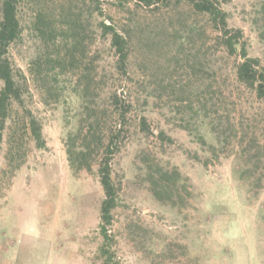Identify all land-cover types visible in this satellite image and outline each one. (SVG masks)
<instances>
[{
  "label": "rangeland",
  "instance_id": "obj_1",
  "mask_svg": "<svg viewBox=\"0 0 264 264\" xmlns=\"http://www.w3.org/2000/svg\"><path fill=\"white\" fill-rule=\"evenodd\" d=\"M258 1L233 0L227 10L231 24L243 28L251 55L260 57L264 65V45L248 23ZM99 4L101 16L92 13L95 0H23V35L10 55L28 75L35 59L57 50L33 26L39 11L54 16L58 29L67 26L70 13L83 11L85 21L92 13L86 44L91 56L98 54L100 71H114L115 58L97 24L104 21L129 34L134 81L128 80L126 86H119L118 78L108 82L117 83L118 93L129 96L133 105L114 162L121 182L120 205L108 227L115 260L120 264H264V150L258 164L262 180L257 181L259 176L245 180L238 167L242 171L257 162L248 163L241 147L235 142L220 145L207 124L199 130H186L180 124L190 113L181 104L190 102L198 109L206 102L208 122L243 123L240 137L246 135L243 131L255 132L264 148V105L237 85L239 59L223 51L207 18L189 7H147L138 0H99ZM194 29L206 35H195ZM32 90V106L43 121L47 148L38 150L32 144L26 164L13 178L6 174L0 180V264H103L99 225L104 192L97 174L98 156L92 173L73 170L66 140L76 130L77 112L64 102L45 106L37 89ZM141 116L148 119L150 138L139 129ZM161 131L172 143L158 139ZM229 134L233 138V132ZM3 156L0 171L5 168ZM153 158L191 179L195 197L187 210L163 205L148 191L144 162Z\"/></svg>",
  "mask_w": 264,
  "mask_h": 264
},
{
  "label": "trees",
  "instance_id": "obj_2",
  "mask_svg": "<svg viewBox=\"0 0 264 264\" xmlns=\"http://www.w3.org/2000/svg\"><path fill=\"white\" fill-rule=\"evenodd\" d=\"M143 6L189 7L196 15L207 18L211 28L217 34L216 43L231 58L239 59L235 64V79L239 87L252 93L256 100L264 105V65L260 57L251 55L250 44L243 28L231 24L232 15L227 6L233 0H138ZM23 0H0V157L3 155L5 168L0 171V180L16 172L27 162L32 144L38 150H45L47 143L43 133V121L33 109V88L37 89L42 103L60 105L63 102L70 110L77 112L76 130L71 131L66 140L67 154L73 170L92 173L97 161V174L104 192L101 204L100 232L104 244L100 249L103 264H120L115 260L113 240L108 235V227L115 220V211L120 205L121 182L114 170L116 156L123 147L127 134L129 114L133 105L129 96L123 97L117 91L119 86H126L134 81L131 75L130 58L132 44L129 34L121 33L113 24L101 21L97 29L106 46L114 53V71H100L96 63L98 54L91 56L86 35L92 26V13L103 15L99 0L87 20L82 18L83 11L70 13L65 28L58 29L56 19L45 12L35 15L33 26L46 42L51 41L57 50L46 54L45 59L37 58L30 65L28 75L17 67L11 58L10 49L21 40L23 27L20 8ZM75 14V15H74ZM249 26L258 41L264 45V0L252 6ZM195 35L206 33L194 29ZM112 78V79H111ZM183 92V91H182ZM197 109L190 102H184L190 113L181 119V126L192 130L209 125L217 136L220 145L241 147L248 163H257L247 169L238 167L240 176L245 180L259 176V165L264 148L255 132L247 133L243 123L228 121L225 126L213 120L207 121L206 102H201ZM175 105H168L172 109ZM175 112H179L177 109ZM199 112V113H198ZM244 119V118H242ZM241 122V121H240ZM183 124V125H182ZM139 129L150 138L151 128L147 117L139 118ZM229 131L233 132L229 134ZM202 143L204 137L197 131ZM242 138V140H241ZM158 139L163 144L172 143V138L164 131ZM240 140V141H239ZM145 180L151 195L161 204L183 212L189 208L195 197L191 179L182 171L173 167L166 168L162 161L152 159L144 162ZM208 166V163H205ZM8 170V171H7ZM3 180V179H2ZM260 176L257 181L260 182ZM120 183V184H119Z\"/></svg>",
  "mask_w": 264,
  "mask_h": 264
}]
</instances>
